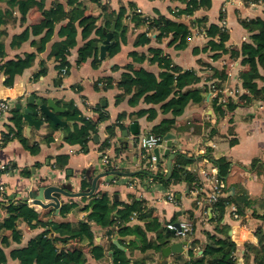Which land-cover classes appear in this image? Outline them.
Masks as SVG:
<instances>
[{"label": "crops", "instance_id": "1", "mask_svg": "<svg viewBox=\"0 0 264 264\" xmlns=\"http://www.w3.org/2000/svg\"><path fill=\"white\" fill-rule=\"evenodd\" d=\"M56 1L64 3V0H45V7H50ZM79 1L84 4L85 14L93 16H100L102 7L107 8L108 11L118 12L121 6L127 8V4L132 2L139 15L148 17L151 22L159 23L164 17L183 26H188L191 34L187 37L183 49L176 48L180 39L173 40L171 34L166 32L162 33V40L157 41L156 37L160 34L157 31L148 34L149 44L134 47L133 42L136 35L143 32L146 26L133 29L129 25L126 43L121 46L116 55L101 60L99 58L101 44L97 53V57L101 60L99 64L94 65L92 59H88L77 66V50L85 42L78 31L76 46L67 57L70 63L69 72L61 76L56 68V63L47 58L52 43L59 40L58 32L63 23L57 24L53 38L46 45L45 51L37 54L29 69L15 77L13 86H4L5 77L0 76V98L8 100L11 105L10 111L0 119V134L7 133L10 128L15 126L14 120L18 119V124L22 127V136L26 141L30 145L39 144V151L36 154L27 152L17 140L6 142L0 148V164L10 167L8 172H0V186L5 187L4 192L0 194V204L21 199L37 211L42 219L76 223L85 219L87 212L81 211L80 208L87 202L81 201V197L66 198L64 202L72 201L77 206L65 218H61L60 215L55 216L50 207L41 208L28 202L27 191L30 189L32 179H44L52 183L68 185L72 192H78L81 190L82 179L88 182V180L98 177L97 184L99 186L96 191H106L110 198L121 202L131 201L132 198L144 200L146 205L154 210V214L158 216L160 222L165 223L175 218L174 223H178L189 219L190 215L193 216V231L187 240L175 237L170 242L186 241L188 245L184 246L185 253L172 254L165 258L162 252L149 250L141 253L136 249L129 251L128 248L121 245L122 250L131 260L136 261L145 257L144 264H161L163 262L173 264L176 260L175 255H181V262L188 260L187 252L191 247V242L204 243L206 241L205 233H214L216 224L210 222V218L213 216L208 211L205 215L203 205L197 204L198 189L190 188L185 182L170 184L166 187L153 181L150 176L144 175L149 153L139 147L137 140L139 136L149 133L151 128L163 119L171 118V114H163L160 111V104H146L142 100L132 107L128 103L129 96L116 104L115 96L120 93L116 83L123 72L122 68L131 62L128 56L131 51L145 56L143 62L133 64L134 68H143L158 76L163 71V67L149 62L148 59L150 57L149 49L159 48L179 69L195 71L200 77L197 86L204 88L207 84L209 85L208 78L213 76L212 68L225 69L226 79L223 81V88L237 90V95L244 93L239 79V73L245 70V66L240 62V49L244 42L250 41L251 33L242 27L241 21L253 19L264 21V2L261 0L256 2L254 0H211L209 9H197L192 15H176L178 10L185 8V4L180 0ZM0 6L5 8V4L1 3ZM129 13L128 10L127 14ZM200 18H205L207 24H216L228 32L229 38L225 43L228 52L216 60L211 58L210 52L193 54L194 48H202L207 42L205 34L199 32L195 27V21ZM13 19L5 27L6 55L3 61L9 62L14 60L17 55L35 51L31 45V40L35 38H30L19 48H11L10 41L12 36L20 34L27 26L38 23L41 14L36 8H31L28 10L24 22L20 21L18 12L13 13ZM104 23L102 17L97 21V25L103 29ZM96 37H99L98 33L91 35V38ZM41 62L45 63L47 71L44 75L37 76ZM259 73L264 77V68L259 67ZM106 83H110V85L108 86ZM257 83L262 86L263 82L259 80ZM237 95L233 99L234 101L238 100ZM174 96H179V94L172 92L166 97V100ZM30 97L33 98V103L30 102ZM48 100L57 108L53 114L60 121L67 122V126L74 123L79 124V120L74 115L62 118L61 115L67 110L66 104H72L84 117L91 120L96 121L99 113H104L107 118L98 123L97 134L91 136L85 148H81L79 145H69L63 140L64 126H57V129L52 132L53 140L46 144L42 139L51 132L49 121L43 119L41 125L28 127L25 121L19 119V115L22 113V109L35 110L36 112L37 105L40 103L46 105ZM216 104H218L217 101H211L206 92L202 103H189L186 106L183 113L175 118L174 128L170 132L172 138L169 140L171 144L169 154L178 152L190 158L191 162L186 165V169L195 173L202 184L201 187L205 188L206 181L198 169L199 166L204 165L201 160L206 151H209L215 159L225 157L231 162L229 173L224 181L226 191L223 195L235 196L238 187H243L247 191L250 205L244 210V215L239 216L238 219H234L232 216L235 207H227L221 226L229 227L227 236L237 246L234 254L236 264H255V254L249 247L257 246L258 241L255 235L257 229H261L264 233V221L259 219L264 214V101L252 100L246 106L237 107L233 112L225 111L223 116L215 114ZM17 105L21 109H17ZM99 107L101 108L98 109ZM150 108L156 110V117L153 120L147 119V116H135L136 112ZM119 115H122L120 120ZM33 118L38 120L41 119V116L35 113ZM119 124L123 128L116 126ZM131 125H134L133 129L130 128ZM109 127H114L112 136H109ZM131 130L138 131V134L133 135ZM95 135L97 142L93 140ZM60 155L67 157L65 165L56 161V157ZM103 157L108 158L113 164V171L102 163ZM167 158L168 156L164 155L159 157L160 173L163 168H166ZM205 166L214 165L210 161ZM25 171L28 172L27 176L23 175ZM140 173L143 176H137ZM168 196H172L173 201H168ZM195 203L196 207H194ZM6 216V211L0 208V219ZM136 224L143 225L136 219L131 220L130 225ZM18 227L22 232L21 243L11 244L5 250L7 255L11 249L26 245L30 239L43 231V228L31 229L23 222H18ZM92 229L95 243L106 247L108 245L107 227L93 226ZM147 237L153 239L155 235L148 233ZM115 239L117 237L112 239V243ZM131 240L135 239L132 237ZM196 247L199 246L196 245ZM111 252V250H107L106 257L97 261L85 250L86 259L92 264H112ZM16 263L17 261L8 259L6 264Z\"/></svg>", "mask_w": 264, "mask_h": 264}, {"label": "trees", "instance_id": "2", "mask_svg": "<svg viewBox=\"0 0 264 264\" xmlns=\"http://www.w3.org/2000/svg\"><path fill=\"white\" fill-rule=\"evenodd\" d=\"M185 4L184 9L178 10L176 15H192L197 9H209L211 0H180ZM259 1V0H254ZM264 2V0H261ZM5 4V8L0 6V76L5 77L3 84L11 87L14 84L15 77L21 75L26 69H29L37 54L43 53L46 45L52 40L54 30L57 24L63 23L58 32L59 40L52 43L48 59L56 63L59 73L65 69L68 74L70 63L67 57L70 51L76 46V38L78 31L84 44L77 50L76 65L80 66L88 59H92V63L97 65L101 60L97 57L99 46L105 39L104 31H108L111 23H115V31L112 34L111 42L105 53V59L116 55L123 44L126 43L129 25L133 29L146 26L143 32L136 35L133 46H144L149 44L152 31L160 32L157 35V41L162 40V33L171 34L173 40L180 39L176 48L183 49L186 39L190 36V28L183 26L178 22L162 17L159 23L151 22L148 17H142L137 12L132 2L125 6H121L118 12L108 11L102 7L100 16L86 15L84 4L79 0H64V3L53 2L50 7H45V0H0V4ZM36 8L41 19L38 23L27 26L20 34L12 36L10 41L11 48H19L22 43L30 38L31 45L35 48L34 52L23 53V55L15 56L11 62L3 61L6 55L4 39L6 36V25L14 20L13 13L20 14V21L24 22L28 10ZM128 10L130 11L127 14ZM103 18L104 29L97 25L99 18ZM242 27L251 33L249 42H244L240 49L241 64L245 66V70L239 73L241 87L244 93L237 95V101L232 98L224 104L219 103L214 107L217 116H223L225 111L233 112L237 107L246 106L252 100L264 101V77L259 73V67L264 68V21L261 19L242 20ZM195 27L207 37V42L202 48H194L193 54L199 52H210L213 60L227 53L228 49L225 43L228 41V32L221 29L216 24H207L205 18L195 21ZM98 33L99 37L91 38V35ZM151 63H156L163 67V71L158 75L146 71L143 68H134V63H141L145 56L131 51L128 56L131 62L122 69L119 81L116 83L117 89L120 91L115 96V103L119 104L127 96L130 106H136L141 100L146 104H160V111L163 114H171V118L163 119L159 124L153 126L149 133L157 137L163 138L174 128L175 118L180 116L189 103L200 104L204 100V95L208 93L209 85H213L218 90H223V81L226 79V70H218L212 68L213 76L208 78L209 85L202 88L197 86L200 77L193 70H181L175 66L172 60L165 55L159 48L149 49ZM211 68V67H210ZM46 66L41 62V68L37 76L46 73ZM63 75V76H64ZM262 81V86L258 85V81ZM110 85V83H106ZM176 92L179 96H174L166 100V97ZM220 96V94H218ZM67 110L61 116L66 118L74 115L78 118L79 124L74 123L71 126L63 127V140L69 145H79L85 148L91 139V136L97 134L98 123L105 120L107 115L99 113L96 121L84 117L81 112L72 104H66ZM99 107L98 109H100ZM16 112V110H13ZM136 117L147 116V119L153 120L156 117V110L150 108L140 110L135 113ZM119 120L122 115L118 116ZM46 120V119H45ZM48 120V119H47ZM49 121L50 133L42 140L49 144L52 140V132L57 129V125ZM14 127L10 128L4 135V142L13 140L19 141L24 149L30 154H36L39 151V144L30 145L22 136V127L18 124V119L14 120ZM123 128L122 125H116ZM114 127H109V136L113 135ZM105 146V145H104ZM172 172L168 179L160 173L161 165L154 173L146 168L144 175H148L153 181L164 186L185 182L190 188L199 189L201 182L198 176L186 169L191 161L186 155L175 152ZM207 157L218 170V176L225 181L229 173L231 162L225 157L213 158L209 151H206ZM56 161L61 165H65L67 157L60 155L56 157ZM27 176L28 172H23ZM143 176V174H137ZM89 188V183L82 179L81 190ZM226 190H223V194ZM235 196H220L216 203L206 206L213 217L210 222H214V233H205L206 241L198 244L196 241L191 242L188 250V260L181 262V255H175V263L173 264H205L208 259H217L212 264H236L234 254L236 252V244L227 236L229 227L221 226V221L225 209L229 206L235 207L238 216L244 215V210L250 205L247 191L243 187H238ZM203 195L198 194V199ZM7 198V197H6ZM81 201H86V205L80 208L81 211L87 212L84 220L76 223L67 221H49L42 219L40 214L30 207L25 200L8 201L7 204H0V208L4 209L7 216L0 219V264H6L8 259L17 261L16 264H92L86 259L85 250L97 261H101L106 257V251L111 250L112 264H144L146 258L133 261L128 257L125 251L112 243V239L117 237L118 242L129 251L139 250L141 253L152 250L160 253L161 248L171 242L175 238L172 231L166 228L168 223H174L175 218L168 222H160L158 216L154 214V210L146 205L144 200L132 198L131 201L121 202L110 198L106 191H96L89 196H81ZM196 203L194 207H196ZM77 206L76 203L66 201L60 208L59 214L61 218L71 212ZM210 208V209H209ZM192 215L189 219L192 220ZM136 219L143 223L140 225H130L131 220ZM264 221V214L259 217ZM18 222L27 224L31 229L43 228V231L30 239L24 246H17L10 250L7 255L5 250L11 244H20L22 232L18 227ZM93 226L107 227L106 235L108 237V245L106 247L95 243ZM148 233H153L155 237L149 239ZM257 237V246L249 247L255 254L254 263L264 264V233L261 229L255 231ZM135 240H131V238ZM198 245L200 254L194 253L192 248ZM179 260V261H178ZM181 262V263H179ZM161 264H167L163 262Z\"/></svg>", "mask_w": 264, "mask_h": 264}, {"label": "water", "instance_id": "3", "mask_svg": "<svg viewBox=\"0 0 264 264\" xmlns=\"http://www.w3.org/2000/svg\"><path fill=\"white\" fill-rule=\"evenodd\" d=\"M115 31V23L112 22L111 26L108 31H104L105 39L103 40L102 45L99 49V58L103 60L105 58V53L108 48L109 43L111 42L112 34ZM30 102L33 103V98L30 97ZM17 109H21L19 105H17ZM51 109V110H50ZM53 111L56 112L57 108L52 105L51 101L48 100L47 104L44 105L42 103L37 105V111L29 110V109H22V113L19 115V119L23 120L27 123L28 127L32 126H39L43 123V119H48L53 122L55 125L61 127L65 126L68 123L60 121L57 118ZM35 113L41 116V119H34L33 116ZM71 126V125H70ZM134 125H131V129H133ZM133 135H137L138 131L133 132ZM172 135L168 133L162 142V146L154 150L155 156L158 158L160 155L168 156L166 161V175L165 179H168L172 172V159L174 158L173 154H169V150L171 147L170 139ZM93 140L97 142V136H93ZM167 142V144H166ZM98 177L94 179L88 180L89 188L86 190H80L78 192H72L71 188L68 185L52 183L49 180H36L32 179V184L30 189L27 191L28 202L34 206H40L41 208H48L50 207L53 210V215H58L61 206L64 203L66 198H74V197H81V196H89L96 191L99 184H97ZM177 224V223H176ZM113 244H115L120 249L123 247L119 244L117 239L113 240ZM188 243L186 241H177L173 243H169L161 248L162 255L167 258L172 254H182L185 253L184 246H187ZM201 253V252H200ZM188 255V252H187ZM217 262V259H208L206 260L205 264H212Z\"/></svg>", "mask_w": 264, "mask_h": 264}, {"label": "built area", "instance_id": "4", "mask_svg": "<svg viewBox=\"0 0 264 264\" xmlns=\"http://www.w3.org/2000/svg\"><path fill=\"white\" fill-rule=\"evenodd\" d=\"M65 74V69L60 71V75L63 76ZM237 90H229L223 89L218 90L215 86L209 85L208 94L211 101H217V103H226L228 99H235L237 95ZM220 94V96H218ZM11 109V105L8 100L0 98V119L4 117ZM5 133L0 134V148L5 144L3 138ZM138 145L139 147L149 153V157L147 160V168L150 169L152 172H156L158 167L160 166V161L157 156L154 154V150L162 146L163 140L160 137L155 136L152 133H146L144 135L139 136L138 138ZM202 164L199 166V172L206 181V188L201 187L198 189L199 193L203 196L197 200V204L203 205L205 209V205H212L217 202L220 196L223 195V190L225 189L224 181L218 176V170L216 166H205L206 164L210 163V160L207 157H202ZM102 163L109 169L113 171V164L110 160L106 157H103ZM10 167L8 165H1L0 164V172H8ZM163 175H166V168L162 169ZM114 182V181H113ZM107 183V182H106ZM202 185V184H201ZM5 190L4 186H0V194H2ZM168 201H173L172 196H168ZM203 213L207 215V211L203 210ZM232 216L234 219H238L239 216L235 212V208H233ZM193 220L191 219H184L176 223H168L166 228L174 234L176 238L187 240L188 236L191 235L193 231ZM194 253L200 254L199 248L194 247L192 248Z\"/></svg>", "mask_w": 264, "mask_h": 264}]
</instances>
